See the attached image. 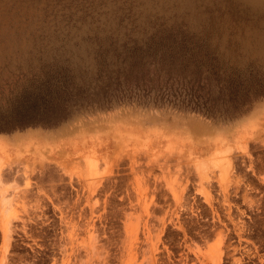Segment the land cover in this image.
I'll list each match as a JSON object with an SVG mask.
<instances>
[{
	"label": "rangeland",
	"instance_id": "374dc122",
	"mask_svg": "<svg viewBox=\"0 0 264 264\" xmlns=\"http://www.w3.org/2000/svg\"><path fill=\"white\" fill-rule=\"evenodd\" d=\"M156 42L264 90V0H0V110L22 123L0 133V264H264V95L230 116L81 99L103 98L101 56ZM58 73L68 95L36 116L20 97ZM193 123L227 138L204 176L216 133Z\"/></svg>",
	"mask_w": 264,
	"mask_h": 264
},
{
	"label": "trees",
	"instance_id": "16d2710c",
	"mask_svg": "<svg viewBox=\"0 0 264 264\" xmlns=\"http://www.w3.org/2000/svg\"><path fill=\"white\" fill-rule=\"evenodd\" d=\"M190 44L193 43L132 44L122 48L113 59H108L106 54L101 56L97 79L103 98L94 103L81 99L91 106L107 107L114 100L119 102L135 98L144 99L145 102L151 98L154 103L190 107L211 116H230L232 113L246 112L248 108L245 105L252 96L257 98L264 95V90H257L253 95L243 90V79L230 77L215 64L212 55L195 53L197 48ZM59 75H49L48 79L25 90L20 97L21 101L33 99L36 116L53 112V105L62 93L57 94V88L68 95L69 89ZM213 84L217 91L212 89ZM29 94L31 97L25 99ZM67 95L61 96L63 101L68 100ZM26 113L29 112L22 115ZM13 117L10 111L0 110V133L10 132L22 124ZM30 119L28 117L29 121L23 123H29L32 121Z\"/></svg>",
	"mask_w": 264,
	"mask_h": 264
},
{
	"label": "bare ground",
	"instance_id": "6f19581e",
	"mask_svg": "<svg viewBox=\"0 0 264 264\" xmlns=\"http://www.w3.org/2000/svg\"><path fill=\"white\" fill-rule=\"evenodd\" d=\"M193 130H196V131H199L200 134H215L216 132L211 129L210 127H207V126H203L199 123H193L192 127H191ZM217 131V130H216ZM182 132H188V130H184ZM193 136V135H192ZM178 137V136H177ZM226 136L224 134V132H217L212 138H206L204 140H201L202 144H203V147L200 148V154L197 155L195 157V159L193 160V164L195 166V170L200 174V176H204V174L206 173V169L208 168V165H214V166H217V167H220V163H219V157L221 152L223 153V151H226V150H223V149H215L213 150V147L214 146H218L221 144H224L226 142ZM3 145V141L0 139V147H2ZM236 145V144H235ZM243 148L240 146V148H242L241 150H244V148L246 147V144H245V147L244 145L242 144ZM228 146H226L225 149L230 150L227 148ZM231 148V146H230ZM232 150V149H231ZM230 150V151H231ZM229 151V152H230ZM220 154V155H218ZM202 156H205V157H202ZM189 157V156H188ZM90 158V157H89ZM96 160V159H95ZM185 160V159H184ZM89 161V160H87ZM180 161V160H179ZM2 162V160H1ZM0 162V163H1ZM90 162V161H89ZM191 162V161H190ZM93 163V162H92ZM95 163V161H94ZM189 163V162H188ZM188 165V164H187ZM191 165V164H190ZM192 166V165H191ZM196 172V173H197ZM206 176V175H205ZM2 194L1 190H0V195ZM1 200L2 201H6L7 198L2 196L1 197ZM7 209H5L6 211Z\"/></svg>",
	"mask_w": 264,
	"mask_h": 264
},
{
	"label": "crops",
	"instance_id": "0c3cea01",
	"mask_svg": "<svg viewBox=\"0 0 264 264\" xmlns=\"http://www.w3.org/2000/svg\"><path fill=\"white\" fill-rule=\"evenodd\" d=\"M9 204H10V201H9V203L8 204H6L7 205V208L9 207ZM9 209V208H8Z\"/></svg>",
	"mask_w": 264,
	"mask_h": 264
}]
</instances>
